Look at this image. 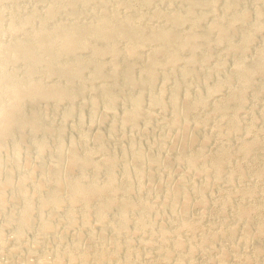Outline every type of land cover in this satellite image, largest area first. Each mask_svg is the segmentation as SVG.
Segmentation results:
<instances>
[{
    "label": "bare ground",
    "instance_id": "6f19581e",
    "mask_svg": "<svg viewBox=\"0 0 264 264\" xmlns=\"http://www.w3.org/2000/svg\"><path fill=\"white\" fill-rule=\"evenodd\" d=\"M67 1L64 5H62V8L66 7L67 11L70 12V14L73 12L78 14V16L82 14L80 10L77 11V8H79L77 7L79 0H67ZM107 1L109 0H80V2L84 6L88 5L90 7H92L93 5H99V4L105 3ZM152 1L153 0H136L135 3L136 5L138 4L141 6H147ZM159 1H162L166 3L167 5H170L180 0H159ZM217 1L218 0H185L186 2L185 7L181 9L180 11L164 12L162 10H155V12L153 11L154 12L153 14L161 18H166L169 21V24H167V26H164V27L160 26L161 28L156 27L157 29H153V30L145 29L144 27H142L144 25L139 24L140 21L139 23L133 21L132 19L133 17L131 18L129 14L125 18L123 17L122 19H118L119 17H118L117 12H112L113 10L111 12H106L107 10L104 11L105 9L103 10L104 12L98 15V17H96L97 15L95 16L97 19H95L94 21L91 20L90 23H87V24L84 23V25H81L82 23L81 24L77 23L76 22L77 20L75 21L76 23L71 20L72 23L69 25H67L66 23L62 25L60 23V25H58L59 23L56 24V22L53 20H54V15L56 14V11H58L59 9H57L58 7L57 8L52 7L54 5L52 6L50 5L51 6L50 9L46 10L47 12L45 13V15L44 14L42 15L43 17L38 21L37 25L33 27V30L31 31V33L29 34L26 33L27 35H23L22 37L17 39L15 42H13V44L9 45L8 47L0 51V60L14 61L18 64L17 68L18 67H26V69L30 68V70L28 71L29 74L24 79L20 78L21 80L19 79L15 80V77H14L15 74L13 76L12 71H9V70L4 71V75L1 77L0 95L2 94V92H6L7 89H10L12 92V96L10 95V100L8 99L9 101L6 102V104L4 102V106L3 104H1L3 107L0 105L1 107L0 108V132H9L13 127L24 129L25 127H33L37 125L40 119L39 114H38L39 109L37 106L38 102H41L44 99L46 100L47 98L53 95L54 96L58 95L57 97L58 100L63 99L64 97H67L68 94L70 93L69 86L72 85L74 82H76V80H79L80 78H82V72L85 70L87 66L84 63V61L80 58V51H83V49L87 47L88 42L90 40H94L96 44L100 43V45L98 44L99 45L98 46L94 44V46L92 47V54L90 58L88 59L91 63L96 64L98 61L103 59L105 56H110L113 59V64L110 70L111 71L110 75L115 79L119 77L124 78L123 80L120 79V82L123 81L120 87H127V88H132V86L133 87L135 86L143 87L142 90H138L136 92V95H134L133 98L132 96L130 97L132 99H129V102L130 100L132 101L128 103V105H123L122 107H120V112L122 115L121 116L119 115V116L122 117L121 119H124L127 123L130 122L131 124H133L137 113L141 111V107H142V104L144 103L143 101L145 97H148L150 99L149 101L152 102V104L159 105L158 106L159 108L160 106L164 108L165 106L161 105V101H162L161 99L163 96L166 97L165 95H168V99H167L168 105L167 106H168V109L172 111L174 114L173 118L169 121V124L172 126H175L176 128L175 130H177L175 132L177 135V140L179 139L180 141V149L178 148L180 153H183L184 150H186L187 145L185 144L187 142L190 141V144L193 143L192 141L196 142V147L195 148L190 147L193 150H191L190 152L189 151L187 152L189 153L188 157L186 159H182V158H185L183 156L181 157L182 166L184 167V171L186 173H189L190 175L185 174V173L179 175L178 179L176 180V185L173 182L175 186L173 185L172 186L175 188L180 187L182 186L185 180H186L185 183L189 180V183H191V185H189L188 187V183H187V187L185 185L186 189H183L184 188L183 187L181 191L174 193L173 191H175L174 190L175 188L170 190L171 189L170 187L172 186L170 187L168 186L169 188L161 187L162 190L160 189V191L152 190L150 187L147 186L154 179L155 180L161 179L162 174L160 173V170L155 173H149V171H144L145 167L143 166L145 164L156 166L161 163H160L159 158L153 153H149V154L146 153L147 155L144 154L142 151L143 145L141 146L138 144L135 146H131V145L126 146L124 148H121L120 151L115 154V156L113 155L114 152L112 155H110V151H111L109 149L110 147L108 148L105 145L104 140H107V137H112L115 133L114 131H117V130L121 131V129H123L118 123H116L117 124L116 127H114V125L110 127L108 126V130L106 133H100L99 131V133L95 132L93 133L94 135L90 136L86 134L85 131H83L78 136L77 139L71 137L69 144L67 145L68 147H66L65 150H62L61 148V145H63L61 144L63 139L61 138L62 137L61 129H58L52 138L53 143H54L53 148L55 149L54 150L55 153L54 152L53 153H54V156L57 157V159L51 158L52 163H53L51 167H49L50 166L49 165L48 166L49 168L46 167L47 168L46 170L44 168L43 169L41 168L38 170L35 169L36 171H34L33 166H37L35 165V163L37 162V164H40L39 163L40 156H39V157H36L37 159H33V161L35 160L34 161L35 163L30 160L31 163L28 164V162L26 161V169L24 170L22 169V171L18 170L17 172L12 170L11 173L9 174L7 173V175L5 176L3 175L4 176L3 178H1L2 176L0 177V185L3 184L7 186L6 188H8V186L10 187V185L12 183L14 184V182H17L16 184H18V188L14 186L17 188V191L16 192L11 191V193L8 195L6 193L3 194L0 190V213L3 215L4 219H14L15 220L14 226L11 228V232L14 235L18 233H22L24 229L27 228L26 222L31 221L30 227L33 228V230L35 231V238H32L31 240L32 243L29 244V248H31L30 251L31 250L34 251L36 249L38 245V239H41V237L45 236L44 234L53 230V228L55 227L56 222H57L55 219L57 215L55 217L52 216L54 215V213L56 212L59 213L61 212L62 209H66V211L64 210L66 214H64L65 212L64 213L61 212V213L64 214V216L66 215L65 218L67 222L70 220L72 221L73 219L76 221V217L79 214H76L77 211H75V215H77L75 217L73 213V210H74L73 208L74 206L78 204H80V206L82 205L83 207V209L80 208L82 209V212L81 213L79 212L80 216L77 217L79 218L80 223L82 224L84 223L85 224H88V223L95 224L96 223L97 226L98 224H100L101 228L99 226H98L99 228L96 226L97 230L94 229V231L96 232L92 234L90 232L93 230L92 228L94 226L92 227L89 224L92 228H90L91 231L89 232V235L86 237L87 243L86 244L84 243L85 245L83 244V246H79L78 241H76L77 243L73 244L72 246L70 245L69 247L70 249L67 247V249H69L68 250L69 254L66 255L67 254L66 253L65 254L66 256L64 257H62L63 255L61 256V254L63 253H61L60 249H58V246H61V244H58L59 242L58 240L62 238L61 235L59 236L61 238L55 237L57 241L53 237L52 238L53 242L54 241L57 242V245H55V248L52 249L54 252H56L55 255H57L54 260V264H67V262L70 261L71 259L74 260L73 258L75 259L78 258L80 260H85L87 262L91 261L92 264H133L134 262L136 263L137 258L140 257L142 253H144L145 247H148V245L153 247V245L151 244L152 243L151 241L154 239H152L151 236H146L144 233L146 230L148 231L149 229L148 227H151L152 225H154V228H156V231L159 233V235L162 236V239H163L160 242L159 240L161 239L157 238V241H159V243L156 241L158 244L154 245L156 246V250L158 251V255L161 257V260L162 259L164 260L163 264L164 263L167 264L165 261L168 260V256L170 255V253L172 256V253H175V252L178 253L180 251L181 252L184 251V255L182 252V254L179 256H176V257L173 256V258L175 259L173 260V262L172 261L169 262L170 264H193V263L195 264L193 260L194 258L192 257L194 252H197V251L198 252L202 251V253L208 252L210 251L209 249L211 248L210 245L217 243L220 237H223L224 240H227L225 238L230 237L231 230H229L228 232H225V231L221 232L220 234H214V233H211V231L210 232L207 231L209 233H205L203 231L201 235H197L198 239H196V241L194 240L196 242L194 244V242L192 243L193 240L190 241L191 239L190 240L186 239L188 240L186 241L184 237H182L181 234L177 232L179 228L175 230L176 232H169L171 231L170 230L171 228L168 229L169 227H167L171 223L170 220H173L175 222V220L179 218V221L178 220L177 221L180 222L179 224L181 226L179 224L178 226L184 227L183 228L184 230L185 228H187V230L189 229V232L191 231L192 234H194V231H196V229H199V230H201V228L204 229L205 224L207 225V222H208L207 219H209L207 217L208 215L206 216V214L207 213L209 214L210 210L209 212L205 211V214L202 213L204 211L200 213L199 211L198 212L195 211L194 213L191 208L192 205H197V208L201 210L203 208V205H205L206 202L211 199L210 197H212V194L211 196L208 194V192L210 191L206 193L203 191V188L209 186L213 182H217L218 180L220 181V179L223 178V177L220 178V172L222 171V168L226 166L227 164L231 166L230 163L232 162H234L233 167L231 166L232 167L231 170L229 171V173L226 174V176H224L222 181L225 182L226 184H229L230 182H232L231 175L233 174L237 175L240 181L243 175L245 177L249 175L243 174L246 171V170L244 171V167H245L243 166L244 162L236 163L235 160H237L238 158V161H240L239 158L251 157V164H253V163H257L256 161H260L264 156V135L260 132L259 128L255 127V122L257 118H259L261 121L264 122V115L258 116L259 114L257 115L255 114L257 113L256 111L255 112L251 111L248 114L249 116L246 118L247 120L243 122L242 125H240L241 119L238 116L239 114L238 111H240L245 106L243 93L247 92L248 90H254L255 88H257V83H255L254 80L258 73L264 72V42L261 41L263 44L261 48H259L258 50L249 51L248 49V44L254 38V36H256V34H258L259 32H261L262 34L264 33V15L261 13L262 10L260 9L258 10H260L261 12L254 10L251 14L248 9H242L243 11L241 13L236 12L235 14L233 13V15H231V12H229L230 16H228L229 14L226 15V12L230 10L235 0L224 1V4L222 3V9L219 10L221 8L219 7L218 9L219 11L216 10ZM120 4H121V0H120ZM122 5H123V2H122ZM131 6L132 5H130V3L125 4L126 8H130ZM200 6L206 7V9H203L201 7L202 10H200L199 12H196L195 11L196 8L197 7L200 8ZM225 15L227 17H225ZM38 16L39 15L37 14L36 17ZM209 16L213 18L215 17L216 21H213L208 28L206 27L207 29H205L204 31H200L198 29L199 26L203 27L201 26V24L207 18H210ZM33 18H35V14L30 15L26 19L24 17V20L22 21L20 20V23L15 21L16 23H18L15 26L10 25L11 26L10 27L8 25V27H10L9 32L13 35L18 34V33L21 35L22 33L21 31H23L25 27H27L28 25L30 26L32 25L31 23H33L32 22ZM187 19L191 20L189 22L188 31L185 34H181L178 31H176V28L181 27L187 21ZM15 22L13 24H15ZM245 22H247L246 23L247 26L245 27H248V29L245 27L244 28L247 29V31L244 30L245 32L241 34L240 38L234 40L233 34H232V30L234 28L232 27L238 28L239 24L241 25L242 23L244 24ZM49 24L50 26L48 27ZM51 24H53L54 27L50 28ZM213 29L217 31L215 32V34L216 33L218 34L216 35L217 36L216 43L218 44L227 43L228 46L227 44L225 45L230 49V53L231 52L233 53L234 56L230 54L231 58L233 57L231 61V65L233 67L231 71H229L230 72L229 74H225L220 78L218 77V79L215 80L216 82H214V85L206 87V85L210 84L209 82V84L204 85L205 89L203 90L202 93H199L198 95H195V96L191 95V97H194L192 99L189 97L190 94L188 95V92H189L188 90L190 88V84L192 85L191 82H193V80H191L192 78L189 79L188 81L191 80V82L190 83L188 82L189 83L188 84L185 78H188L186 76L190 73L192 69V65L194 66V61L197 59L196 58L197 52L201 48L199 47V41L203 40L204 38H207L209 34L211 33V31H213ZM212 34H214V32ZM14 37L13 39H15ZM120 42L126 43V48L123 53L120 52L118 48V44ZM147 43H150L152 45V48L146 55L138 57L137 61L129 62V64L124 66L123 68L119 66V64L121 63V60L126 59V58L128 59V58L135 57L139 49H141L145 44L147 45ZM207 47L204 48V50H206ZM184 52H187L190 55L189 59H187L185 63L187 66L183 64L185 69L183 70V72H180L182 75L181 78L175 79L172 82L173 83L172 86L167 90L164 88V85L167 81L170 80L171 78L170 76L175 74L176 69H177L176 67L177 65H179V63H181L180 61L182 60V55ZM159 58L165 59L163 64L158 61ZM137 63L141 65L147 63L145 67L149 66V71L145 76L141 75V77L133 79L129 76V73L136 67ZM221 63H222L221 60H217L216 66H214L211 70L209 68L210 70L209 72L215 73L216 71H218L217 67ZM180 67L182 68V66ZM0 68H3L2 69L3 71L4 65H1ZM103 68L98 65L97 66L95 65L94 68L89 72L88 77L90 76L89 77L90 79L102 77L103 75H105V69ZM158 68L165 69L167 70V72H165V74L163 75L161 74L157 80L159 81V83L156 82L155 83L156 85H154L153 84L155 80L154 71L157 70ZM7 69H8V66H7ZM209 72L205 73L204 75L201 73L203 76L202 77L200 76V79L198 77V79L200 81L207 82L206 79L209 78ZM189 75L190 77L192 76L191 74ZM41 76H48V77L62 76L64 83H58L52 86H44V85H41L38 81V78ZM193 85H195L194 82H193ZM262 85L264 86V82ZM221 89L229 90L230 91L229 95L231 96V98L228 99L229 97H227L228 100L225 98L227 101H224V102L220 101L219 103H216L214 106L211 105L212 106V107L210 106L211 114L216 115L219 120H223V121L224 119L225 120L228 119L226 118V115L229 111L230 112L233 111L232 112L233 115L232 117L230 116L231 118H229L230 120H228V123L224 126V128L220 129L218 127L217 129H215L216 132L213 130L216 137L218 138V139L215 138V140L217 139L219 141L215 142V140L213 139V141L215 142L213 143L214 148H212L213 150H210L211 148L206 147L209 144L208 143L207 145L205 144L207 135L205 133L200 134V133H196V131L193 132L192 130L186 129V122H185L186 119H184L181 114H184L188 110L190 111L195 107L196 108H199V106L203 107L206 101H208L207 99L210 97V95L218 92ZM181 90H183V93H180L181 95H183V98L179 106L178 105V102H179L178 95H179V92H181ZM74 91L76 92V90ZM95 93H99L100 94L99 97L103 95L102 97L104 101L102 100V98H101V101L104 102L102 103L104 104L105 109L107 111H111L112 110V100L114 99V90H110V89H107V87L102 86L99 89H97ZM29 100L34 101L31 114H27V110L25 109V104H27ZM91 109L93 111L92 107ZM13 111L14 113L11 115ZM79 115H81V113ZM119 116H117V118ZM79 119H82V118L79 117ZM50 120H52V118ZM195 121H196L195 124L199 123L201 125H205L206 119L205 118L200 119V117L198 119L197 117ZM254 127L256 128L257 134H255V136H249V137H252L249 141H244L243 139L244 137L242 136L243 135L245 136V134L251 131V129H253L254 131ZM239 130H240V133L238 135L237 140H242V141L238 144L239 146L235 150V152L232 153L231 151L232 146L230 145L229 147L230 143L228 144L227 141L232 140V136L236 135ZM155 137H156L155 139L161 140L163 135H159L158 137L157 136ZM127 138L128 140L133 139L131 136L130 137L128 136ZM210 139L211 138H209V140ZM31 140L35 147H39L41 143L43 142V140H47V139L45 137H33ZM89 140H92L93 142L90 143ZM88 142L90 145L88 144ZM125 145L126 144L121 145V146L123 147ZM191 145L193 146V144ZM257 151H260L262 153L261 159L259 157L260 152L257 154L256 153ZM96 154H99V158L97 160H93L92 159L93 155L96 156ZM204 154L210 155L209 161L207 162L201 161V158H203L202 156H204ZM18 155L19 154L14 149L13 157H16ZM176 159H177L176 157L175 159L173 158L164 159L165 160L164 165L167 167L170 164L174 163ZM13 160H16V158H14ZM21 161L22 160H20V163ZM118 161L122 163V167L119 165L121 168H119L120 170L118 169V171H116L114 169V166ZM130 162H133V164L131 165ZM248 167H249V164H248ZM253 175L255 176V178H258V177L262 178L264 176V165H261L253 173ZM193 178H195L194 181H192ZM255 178H253V180ZM255 181L257 180L255 179ZM263 183L261 184L262 187L260 186L258 190L259 189L262 190L261 188H263L264 190ZM155 184L157 185V183H154L153 185ZM219 184H222V183L219 182ZM16 188H14V190ZM224 188H225V185L222 188L223 189L222 195H219L221 196L220 198L221 200L218 197L220 202H222L221 204L222 207H224V205H227L230 201H232L231 200L232 197L234 198L238 197L237 200L240 199V200H243V201L245 200L249 202L250 200L254 201V199H259L257 200L256 205L254 206L256 210L258 209L260 211L261 215H258L255 218V220H252V221H249L247 219L249 223L245 224L244 226L240 222V225L243 226V228H241L242 226L240 227L242 229V232L241 234H239V236L240 235L241 236L236 237V238H241L242 242L240 241V243L241 244L243 243V246L244 244L247 245L251 241H258L260 239L261 233L263 232L262 229L264 228V198L262 199L260 198V194L258 193L260 192V190L256 191L257 189L255 190L253 187L251 188L248 187L249 189L248 188L242 189L243 186L242 188L237 186L234 189H231L229 191L227 190L224 191ZM141 192H144L143 193L144 197H141L143 199L140 198ZM31 194L32 196H30ZM139 198L141 200H139ZM155 198H158L160 200L165 199L164 203H162L164 205L163 206L161 205L162 208L160 209L159 213H156L153 216H151L150 209L153 205V200ZM47 200L54 201V204L51 206H48V208L46 206L43 207L41 203ZM6 201L11 202L12 204H19V206L17 205L18 207L16 210L11 209L7 211L6 213L5 207H4ZM94 203L97 204L96 210H94L95 207L94 209L90 208L91 204H93L94 206ZM235 203L237 202H234L233 204ZM214 204H212L211 206H213ZM177 206L181 207V215L180 217H175L176 216L175 215L174 217L176 219L174 220L173 215L170 216V214L171 213L173 214V212L175 213V209L177 208ZM208 207L210 209V205ZM89 208L90 210L92 209L91 211L94 210L93 213L92 212L89 213ZM111 208L112 209L114 208L115 211L112 210ZM218 208H217V212H218ZM33 209H36L34 210L36 213L35 215L34 214L31 215L30 213V211ZM110 209L114 211L112 216L110 215L111 218H109L110 216L108 215V212H110L109 211ZM212 209H214V207ZM223 209H221V211H223ZM178 210L179 209H177V211ZM202 210H205V209H202ZM164 213H170L169 216L172 218L170 219V218H167L166 216H163ZM241 213H242L241 214L242 219L243 217L246 218L248 216V214L246 213V210L245 211L243 210V212ZM179 214H180V210H179ZM104 221H109V225L107 224V227L109 226V228H107L109 229V231L107 230L109 232L108 234L106 232L104 233L102 230L101 224ZM131 223H133V225ZM235 224L237 225V223ZM129 225L130 226L135 225V228L129 227ZM237 229L239 230V226ZM251 229L254 230V232L252 231L253 233H251L252 235L248 233L249 230ZM151 230H155V229H151ZM172 230L174 229L172 228ZM78 233H74L75 237H72V238H78V235H79ZM151 233L153 234L154 232L151 231ZM61 234H64V232H61ZM154 234L156 235V233ZM120 235L122 236V239L118 240V237ZM189 235H190V238L192 239L194 238V237H191V234ZM232 235L233 237L236 236V234H233V233ZM55 236H58V235H55ZM194 236H196V234ZM169 239L170 240L172 239V243L169 242ZM239 240L240 239H237V241ZM231 241L232 240H230V242ZM62 244H65V243H62ZM236 244H238V242ZM249 244L251 245V243ZM3 245H4V235H3V232L0 231V248L3 249L4 248ZM220 247L221 246H219L218 249ZM231 247L232 249H234V244ZM237 248L235 249L237 250ZM26 249L28 250L27 246H26ZM149 249L151 248H148V250ZM261 249L263 250V247ZM17 250L18 248L14 249V251H17ZM257 250H259V247ZM51 252L52 251H50V249L49 250L47 249L46 251H44L43 255L50 256V254H53V252L52 253ZM57 252H60V254ZM213 252L215 253L216 251H213ZM228 252H229V249H227V246L225 248L220 249L219 253L217 250L218 256L216 259L213 257L215 259L214 260L215 262L212 264H224L228 256ZM241 252H242V248H241ZM30 253L34 254L33 252H30ZM262 253H264V251L261 252L260 255H262ZM151 254L152 255L150 256V259L154 253H151ZM174 255H177V254H174ZM215 255L217 254L215 253ZM235 255L237 254L235 253ZM240 255L244 256L245 254L241 253ZM251 256L250 257L247 256V258L245 256L244 257L245 261H243V263L235 262L236 258H234L235 261L234 262L232 261V262L234 264H264V260L263 261L260 260L262 262L257 263L258 260L252 258ZM211 258H212V255H211ZM150 259L149 261H151L152 259L154 260L153 257L151 260ZM25 260L27 261L28 259H25ZM202 260H203V257H202ZM209 260L212 261L213 259L209 258ZM144 261H139L141 263H138V264H148V262L143 263ZM155 261L156 260H154V264H157L159 262L158 259L156 261L157 263ZM230 262H231V259L228 263L231 264ZM46 263H42L41 261H39L34 264H46ZM209 263L210 262L202 261L200 264H209ZM11 264H14V263H11ZM25 264H33V263L26 262ZM150 264H153V263H150Z\"/></svg>",
    "mask_w": 264,
    "mask_h": 264
},
{
    "label": "rangeland",
    "instance_id": "374dc122",
    "mask_svg": "<svg viewBox=\"0 0 264 264\" xmlns=\"http://www.w3.org/2000/svg\"><path fill=\"white\" fill-rule=\"evenodd\" d=\"M66 1L67 0H65V1L64 0H0V47H1L0 51L2 49H5L9 45L13 44V42H15L17 39H19L23 35H27L26 33H28V34L31 33V31L33 30V27H35V25H37L38 21L43 17L42 15L43 14L45 15V13L47 12L46 10L50 9V7L52 5H54L52 7H55V8L58 7L57 9H59L58 11H56V14L54 15V20H53V21L56 22V24L59 23L58 25H60V23H61V25L64 24V23L69 25V24L72 23V21L75 22L76 20H77L76 21L77 23H80V24L82 23L81 25H84V23L87 24V23H90L91 20L94 21L95 19H97L96 17H98V15H100L102 12H104L106 10H107L106 12H111L113 10L112 12H117L118 13V17H119L118 19H122L123 17L125 18L129 14V16L131 18L133 17L132 18L133 21H135L137 23H139V21H140L139 24L144 25L142 27H144L145 29H148V30H153V29H157L156 27L161 28V27L167 26V24H169V21L166 18H161V17L155 16L153 14L155 12V10H162L164 12L180 11L181 9H183L185 7V4H186L185 0H180V1H177L176 3L170 4V5H167L166 3L162 2V1H159V0H153L147 6H141V5H138V4L136 5V3H135L136 0H132V1H130V0H121V4H120V0H109V1H107L105 3L99 4V5H93L92 7H90L88 5L84 6L79 0L78 1V6H77L79 8H77V11L80 10L82 12V14H80L78 16V14H76L74 12L71 13L72 14L71 15L70 12L67 11L66 7L62 8V5H64L66 3ZM224 1H226V0H218L217 1V4H216V10L217 11L222 9V3L224 4ZM116 2H118V3H116ZM122 2H123V5H122ZM124 3L125 4L130 3V5H132V6L130 8H126ZM160 4H162V5H160ZM201 7L202 6H200V8L197 7L195 11L199 12L200 10H202V8L206 9V7H202V8ZM219 7H221V8L219 9ZM116 9H118V10H116ZM242 9H248L250 11V14L254 10L255 11H259V12H261L260 10H262L261 13L264 15V0H261V1L260 0H255V1L254 0L253 1L252 0H235L233 2V5L231 6L230 10L226 12V15L229 14L228 16H230L229 12H231V15H233V13L235 14L236 12L237 13H241L243 11ZM258 9H260V10H258ZM239 10H240V12H239ZM33 14H35V18H33V21H32L33 23H31L32 25L31 26L28 25L29 27L28 26L25 27L24 28L25 31L23 30V31H21L22 33L20 32L21 35L19 33H18L19 35L18 34H14L13 35V34H11L9 32V29H10L11 26L17 25L18 23H20V20L21 21L24 20V17L26 19L30 15H33ZM37 14L39 15L38 16L39 19H38V17H36ZM226 15H225V17H227ZM74 16H76V17H74ZM209 17L210 18H207L201 24V26H203V27L199 26L198 29L200 31H204L205 29H207L210 26V24L213 21H216L215 17L214 18L211 17V16H209ZM164 19H166V20H164ZM15 21H17L18 23H16ZM163 21H165V22H163ZM190 21L191 20L187 19V21L181 27H177L176 28V31H178L181 34H185L188 31V27H189V22ZM14 22H15V24H13ZM34 22H35V24H34ZM246 23L247 22H245L244 24L242 23L241 24L242 26L239 24L238 28L237 27L236 28L232 27V28H234L232 30V34H233V39L234 40L240 38L241 34H243L245 31H247L248 27H245V26H247ZM8 25L9 26L11 25V26L8 27ZM49 26H50V24L48 25V27ZM52 27H54L53 24H51L50 28H52ZM244 27L247 28V29H245ZM150 28H152V29H150ZM213 32H214V34H212ZM215 32H217V31L213 29V31H211V33L209 34V36L207 38H204L203 40L199 41V47H201V48L197 52V57H196L197 59L194 61V66L192 65V69H191V71L189 73L192 76L190 77V75L188 74L189 76L188 75L186 76L188 78H185L187 83L188 82L190 83L191 80H193V82L195 84V85H193V82H191L192 85L190 84V88L188 90L189 91L188 95L190 94L189 97L192 98V99L194 97H191V95L195 96V95H198L199 93H202L203 90L205 89L204 85L209 84V82H210V84L206 85V87L214 85V82H216L215 80H217L218 77L220 78V77H222L225 74H229L230 73L229 71H231V69L233 67L231 65V61H232L233 57L231 58V56H230V54L233 55V53L232 52L230 53V49L227 47L228 46L227 43H225V44H227V46L224 43H220V44L216 43V38H217L216 35H218V34L217 33L215 34ZM263 34L261 32H259L258 34H256L257 37L254 36V38L251 40L252 42L251 41L249 42V44H248L249 51L258 50L259 48H261V46L263 44L262 42H264L263 41L264 40ZM13 37L15 39H13ZM91 41H92V43H91ZM93 41L94 40H90L89 41L90 43L88 42L87 47L85 49H83V51H80V58L84 61V63L87 66L85 65L86 68L82 72V78H80L79 80H76V82H74L72 85L69 86L70 93L68 94L67 97H64L63 99L58 100L57 99L58 95H55V96L53 95V96L47 98L46 100L44 99L43 101L38 102L37 106H38V109H39V113L38 114H39V118L40 119H39V123L37 125H35L33 127H25L24 129H21V128H18V127H13L9 132H0V177L2 176L1 178H3L5 175H7V173L8 174L11 173L12 170L17 172L18 170L22 171V169L23 170L26 169V161L29 164V163H31V161H33V159H37L36 157H39V156H40V161H39L40 164H37V162L35 163L34 162L35 160L33 161L35 163V165H37V166H33L34 171H36L38 169H41V168L42 169L44 168L46 170L47 169L46 167H48L49 165H50L49 167H51L53 165L52 159H54V158L57 159V157L54 156V153H55L54 150L55 149L53 148L54 147V143H53L52 138H53V136L55 135V132L58 129H61V136H62L61 138L63 139V141L61 142V144H63V145H61V148H62V150H65V148L68 147L67 145L69 144V141H70L71 137L77 139L78 136L83 131H85V133L90 135V136L94 135L93 133H95V132L99 133V131H100V133H106L107 130H108V126L110 127V126L114 125V127H116V125H117L116 123H118L121 126V128H123V129H121V131H119V130L114 131L115 133H114V135L112 137H107V140H104L105 145L108 148L110 147L109 148L111 150L110 151V155H112L113 152H114L113 155L115 156V154L118 153L121 148H124L126 146H130V145L131 146H135V145H138V144L141 145V146L143 145L142 146L143 153L144 154L153 153L154 155H156L159 158L160 163H161V164L156 165V166L147 165V164H145L143 166V167H145L144 171H149V173H155V172L160 170V173L162 174L161 175V179H157V180L154 179L153 180L154 182L152 181L147 186L150 187L152 190H156V191L157 190L160 191V189L162 190L161 187L169 188L172 185L175 186L176 185V180L178 179L179 175L184 174V173L190 175L189 173H186L184 171V167L182 166V159H186L188 157L189 153H187V152L188 151L190 152L191 150H193L191 148H195L196 147V142L192 141L193 143H191V144H193V146L190 144V141L187 142L185 144V145H187L186 146V150L187 151L184 150L183 153H180V151H179V149H180V141H179V139L177 140V135H176V132H175L177 130H175L176 129L175 126H172V125L169 124V121L173 118L174 114H173L172 111H170L168 109V106H167L168 105V102H167L168 101L167 100L168 99V95H165L166 97L163 96L162 99H161L162 100L161 101V105L165 106L164 108H162V106H160V108H159L158 107L159 105L152 104V102L149 101L150 99L148 97H145L147 99L144 98V101H143L144 103L142 104L141 111H139V113H137L133 124H131L130 122L127 123L124 119H121L122 117H120V116L122 114L120 112V107H122L123 105H128V103H130L132 101V100H130V102H129V99H132L133 96L136 95V92L138 90H142L143 87L142 86H135V87L132 86V88L120 87L122 85V82H123V81L120 82V79L123 80L124 78L123 77H119V78L115 79V78H113L110 75L111 74L110 70H111L112 64H113V59L110 56H105L103 59L98 61L99 63L98 62L96 64L95 63L94 64L91 63L88 59L90 58V56L92 54V47L94 46V44L95 45H98V44L100 45V43L96 44L95 41H94V43H93ZM215 43H216V45H215ZM149 44L150 43H147V45L145 44L141 49H139V51L135 55V57H137V58L133 57V58H128V59L127 58L123 59V60H121V63L119 64V66L123 68L124 66L128 65L129 62L137 61L138 57L146 55L152 48V45L150 44L151 45L150 46ZM211 44H212V46H211ZM101 47H102V45H101ZM206 47L208 49V50L206 49L207 52H206V50H204V48H206ZM118 48H119V51L123 53L125 48H126V43L125 42H120L118 44ZM121 50H123V51H121ZM220 56H221V58H220ZM189 57H190L189 53H187V52L183 53L182 60L180 61L181 63H179V65H177V67H176L177 69L175 68L176 69L175 74L170 76L172 79L170 78V80L165 83V85H164L165 89L168 90L172 86V84H173L172 82L175 79L181 78L182 75H181L180 72H183V70L185 69L184 65H186L185 63H186L187 59H189ZM217 60H221V62H222L217 67L218 71H216L215 73L209 72L214 66H216ZM158 61L163 64L165 59L164 58H159ZM215 61H216V63H215ZM13 62L14 61L0 60V67H1V65H4V70L3 71H2L3 68H0V71H1L0 72V80H1V77L4 75V71H8V70L12 71L13 76L15 74V76H14L15 80L24 79L29 74L28 71L30 70V68H28V69H26V67H18L17 68L18 64L16 62H14V63ZM249 63H251V62H249ZM95 65L96 66L98 65V66H100L102 68L104 67L103 69H105V75H103L102 77L91 78L90 79L89 78L90 76L88 77L89 72L94 68ZM146 65H147V63L143 64V65L137 63L136 67L129 73V76L131 78H133V79L139 78V77H141V75L145 76L148 73V71H149V66L145 67ZM7 66H8V69H7ZM180 66H182V68ZM209 68H210V70H209ZM14 71H15V73H14ZM26 71H27V73H26ZM207 71L209 72V78L206 79L207 82L200 81L199 80L200 76L202 77L205 73H208ZM165 72H167V70L161 69V68L160 69L158 68L157 70L154 71V74H155V78H154L155 80H154V83H153L154 85H156L155 84L156 82L159 83V81H157L158 78L160 77L161 74L162 75L165 74ZM198 77H199V79H198ZM189 79H191V80L188 81ZM194 80H196V81H194ZM38 81H39V83L41 85H44V86H52L54 84L64 83L62 76H50V77L41 76V77L38 78ZM254 82L257 83V88H255L254 90H248L245 93H243L244 91L242 92L243 93V97H244L245 106L240 111H238V113H239L238 116L241 119L240 125H242L243 122H245L247 120L246 118L249 116L248 114L251 111H254V112L256 111L257 113H255V114L256 115L259 114L258 116L264 115V86L262 85L263 82H264V72L258 73L256 78H255V80H254ZM102 86L107 87V89L114 90V99L112 100V110L111 111H107L105 109V106L103 104L104 103L103 102L104 99L102 97L103 95H101L99 97L100 94L99 93H95L96 90L99 89ZM7 90H6V92H2V94L0 95V105L3 104V106H4V102L6 104V102H8L10 100V95L12 96L11 90L10 89H7ZM74 90H76V92ZM180 93H183V90H181V92H179V95H178V98H179L178 101L180 102V103L178 102L179 106H180V104L182 102V98H183V95H181ZM229 94H230L229 90L221 89L218 92L210 95V97L207 99L208 101H206V103H205V105H203V107H200V106H199V108L195 107V108H193L190 111L188 110L190 113L187 111V112H185L186 114L184 113L185 115L181 114L183 116V118L186 119L185 120L186 129L192 130L193 132L196 131V133H200V134L205 133L207 135L208 138L206 137V140H205L206 143L205 144L206 145H207V143L209 144L206 147L207 148H211L210 150H213L212 148H214V144L213 143H215L216 141H219V140H217L218 138L216 137V135L213 132V130L215 131V129H217L218 127L220 129L224 128V126L228 123V120H230L229 118H231L232 115H233V113H232L233 111H231V112L229 111L227 113V115H226V118H228V119L225 120L223 118L224 121L223 120H219L216 115L211 114L210 106L211 105L214 106L216 103H219L220 101L221 102L227 101L228 99L231 98V96ZM2 96H3V98H2ZM131 96H132V98H130ZM227 97H229V98L227 99ZM101 98H102L103 101H101ZM33 102L34 101L29 100L27 102V104H25V109L27 110V114H31L32 108H33V105H34ZM125 103H127V104H125ZM91 107L93 108V111H92ZM117 112H118V114H117ZM13 113H14V111L11 113V115ZM80 113H81V115H79ZM116 114H117V116H119V115L120 116L117 118ZM78 116L80 118H82V119H79ZM197 117H198V119H199V117H200V119H204L205 118L206 119L205 125H201L199 123H196V124H198V125H196L195 124V122H196L195 120L197 119ZM51 118H52V120H50ZM221 121H222V123H221ZM256 122H257V124H256ZM256 122H255V127L259 128L260 132L264 135V131H263L264 130V122L261 121L259 118L256 119ZM129 124H131V125H129ZM199 125H201V126H199ZM255 127H254L255 133H254L253 129H251V131L246 133L245 136L244 135L242 136V137H244L243 138L244 141H249L252 138V137H249V136H255V134H257V131H256ZM191 128H193V129H191ZM239 133H240V130L237 132V134H236L237 136L234 135V136H232V140H228L227 141L228 144L230 143L229 147H230V145L232 146L231 147L232 148L231 149L232 153L235 152V150L239 146L238 144L242 141V140H237ZM128 134H130V135H128ZM209 134H211L212 136L209 135ZM159 135H163L162 139L161 140L155 139L156 138L155 136L158 137ZM128 136L129 137L131 136L133 139L132 140H128V138H127ZM213 136H214V138H213ZM33 137H45L47 140H43V142L41 143V145L39 147H35L33 145L32 140H31ZM125 138H127V139H125ZM209 138H211V139L209 140ZM215 138H217V139L215 140ZM213 139L215 140V142L213 141ZM233 139H235V140H233ZM236 141H238V142H236ZM89 142L92 143L93 141L89 140ZM89 142H88V144H89ZM124 144H126V145L122 147L121 145H124ZM113 147H114V149H113ZM14 149L19 154L16 157H13V150ZM259 152L260 151H257L256 153L258 154ZM259 155H260L259 157L261 159L262 153L260 152ZM8 156H9V158H8ZM96 156L93 155L92 159L93 160H97L99 158V154H96ZM165 156L167 158H169V159H171V158L175 159V157H176L177 159L174 162L175 164L172 163V164H170L169 166L166 167L164 165V161H165L164 159H167ZM182 156L185 157V158L181 159ZM202 157L204 158V160H203V158H201L202 162L203 161L207 162L210 159V155H208V154L207 155L204 154V156H202ZM14 158H16V160H13ZM180 159H181V161H180ZM20 160H22L21 163H20ZM239 160L240 161H238V158H237V160H235V162L236 163L237 162H239V163H243L244 162L243 163L244 165L243 164L242 165L245 166L244 167V171L245 170L246 171L243 174H245V175L247 174L250 177L249 176L245 177L243 175L242 179L239 181V177L237 175L233 174V175H231L232 176V182H230L229 184H226L222 180H223L224 176H226V174L229 173V171L231 170V168L234 165L233 164L234 162L230 163L232 167L229 164H227L226 166H224L222 168V171L220 172V178L221 177H223V178H221L220 181L218 180L217 182H213L209 186L203 188L204 192L207 193L208 191H210V192H208V194L210 196L212 194V197H210L212 200L211 199L208 200L206 202V204L203 205L202 209H205V210H202V209L200 210L199 208H197V205H192L191 206V208H192L194 213H195V211L196 212L199 211V213L204 211L202 213L205 214V211L209 212V210H210L209 214L207 213L206 216L208 215L207 217L209 219H211V220L207 219L208 222H207V225L205 224L204 229L203 228H201V230L196 229V231H194V234H192L191 231H190L191 233L189 232V229L187 230V228H185V230H184L183 229L184 227H179L178 226V224L180 223V222H178L179 218L176 219L175 217H180V215H181V207L180 206H177V208L175 209V213L176 214L174 212H173V214L172 213L171 214L170 213H164L163 214V216H166L167 218H170V219L172 218V217H170L171 215H173V217L176 215L173 218L174 220L176 219L175 222L173 220H170L171 223H170V225L168 224L169 226H167V227H169L168 229L171 228L170 229L171 231H169V232H176L175 230H177L179 228L177 232H179L181 234V236L184 237L185 240L186 239H188V240L191 239L190 241L193 240L192 243L194 242V244L196 243L195 242L196 239H198L197 235H201L203 233V231L205 233H209L211 231V233L220 234L221 232H224V231L228 232L229 230H231L230 237H227V238L224 237L227 240H224L223 237H220L219 241L217 243L210 245L211 246V248L209 247L210 251L203 252V253H202V251L201 252L197 251L198 254H197V252H194L192 257L194 258L193 260H194L195 264H197V263L200 264L202 261L203 262L207 261V262H210L211 264L214 263L215 262L214 260L218 256L219 250L222 249V248H225L226 246H227V249H229L227 258L229 256H231L232 254L234 256L232 255L228 259L226 258L224 264L225 263L229 264L228 262L230 261V259H231V262H230L231 264H234L233 262L235 260H236L235 262L243 263V261H245L244 257L246 256V258H247V256L250 257L251 255H252L251 256L252 258L258 260V262L256 261L257 263L262 262L264 260V255H263L264 253H262V255H260L261 252L264 251V228L262 229L263 232L261 233V235L263 237L260 235V239L258 241L249 242V243H251V245L248 243L247 245L244 244V246H243V243L242 244L240 243V241L242 242L241 238H236L237 236H239V234H241V232H242L241 228H243V226L245 224H248L249 221L255 220V218L258 215H261L260 211L257 209L259 211L258 212L255 209V206H254V205H256V202L259 199H254V201L250 200V202L244 200L245 201L244 202L243 200H240V199L237 200L238 197H235L236 199L234 197H232L231 198L232 201L234 199L237 200V201L234 200L233 203L234 202H237V203L233 204L232 201H230L231 203L229 202L227 205H224V207H222V205H221L222 202H220L221 196H219V195H222V193H223V189L222 188L224 187V185H225V188H226V189L224 188V191L225 190L229 191L231 189H234L237 186L240 187V188H242V186H243L242 189H247L248 187L249 188L253 187L255 190L257 189L256 191H259L260 189L258 190V188H260V186L262 187L261 184L264 182V176L262 178H259V177L255 178L253 173L261 165H264V156H263V158L260 161H256L257 163H253V164H251V157H242V158H239ZM13 161L15 162V164H14ZM23 162H24V164H23ZM130 163H131V165L133 164V162H130ZM248 164H249V167H248ZM119 165L122 167V163L120 161H118L115 164V166H114V169L116 171H118V169L121 168ZM226 167L227 168L229 167V168L227 169ZM253 178H255L257 181H255V179L253 180ZM194 180H195V178H193L192 181H194ZM243 180H244V182H243ZM185 181L183 182L182 186H180L181 188L180 187H176L178 190L175 187H173V186L170 187L171 188L170 190L175 188L174 189L175 191H173L175 193V192L181 191V189L183 187H184L183 189H186L187 183H188V187H189V185H191V183H189V180L186 183H185ZM173 182L175 183V185H174ZM219 182L222 183V184H219ZM235 182H236V184H235ZM16 183L17 182H14V184L12 183L10 185V187L8 186V188H6L7 186H5L3 184L0 185L1 192L3 194L6 193L7 195L10 194L11 191L12 192H16L17 188H18V184H16ZM154 183H157V185L156 184L153 185ZM158 183L160 184V186H159ZM253 183H255V184H253ZM185 185H186V187H185ZM14 186H16L17 188L14 187ZM14 188H16V189L14 190ZM261 189L262 190H260V192H258V193L260 194V198L262 199V198H264V196H263L264 195V190H263V188H261ZM141 193H140V198L144 197V194H143L144 192H141ZM30 196H32V194ZM218 197H219L220 200L218 199ZM140 198H139V200L143 199V198H141V199ZM157 199L158 198H155L153 200V205H152V207L150 209V213H151L150 215L151 216H153L156 213H159L160 209L162 208L161 205L162 206L164 205L162 203H164L165 199H162V200L158 199V201H157ZM217 202H219V203H217ZM53 204H54V201H50V200H47V201H44V202L41 203V205L43 207L46 206L47 208H48V206H51ZM212 204H214V205L211 206ZM17 205L19 206V204H12L11 202L6 201L5 202V206H4L6 213H7V211H9L11 209H15L16 210L17 207H18ZM96 205L97 204H95V203H94V206H93V204H91L90 208L94 209V207H95L94 210H96V208H97ZM207 205L208 206L210 205V209H209V207ZM234 205H235V207H234ZM159 206H160V208H159ZM206 207H208V208H206ZM213 207H214V209H212ZM80 208L83 209L82 205L80 206V204L74 206L73 213H74L75 217L77 216V215H75V211H77L76 214H79L77 217L80 216V213L82 212V209H80ZM90 208H89V213H91V212L93 213L94 210L91 211L92 209L90 210ZM217 208H218V212L219 213L217 212ZM111 209L109 210L110 212H108L109 216L110 215L112 216V214L115 211L114 208L112 209L114 211H112ZM177 209L180 210V214H179V210L177 211ZM221 209H223V211H221ZM241 209H243L244 211L246 210V213L248 214V216L246 218L243 217V219H242V216H241L242 213L241 212H243V210H241ZM34 210H36V209H33V210L30 211L31 215H33V214L35 215L36 214ZM64 210L66 211V209H62L61 212L64 213L65 212ZM5 211H4V213H5ZM61 212H59L60 214L56 212V213H54V215H52L54 217L57 215L56 219H55L57 221V222L55 221L56 222V225H55L56 228L54 227L53 230H51L52 232L49 231V232L46 233L47 235L44 234L45 236L41 237V239H38V245L36 247L37 250L35 249L34 251H32V250L30 251L31 248H29V244L32 243L31 242L32 238H35V231L33 230V228L30 227V222L31 221L26 222V227L27 228L24 229V231L22 233H18L16 235H14L11 232V228L14 226L15 220L14 219H4L3 215L0 213V231H2L3 235H4V245H3L4 248L3 249L0 248V264H11V263H14V264H22L23 263V264H25L26 262H31V263L34 264V263L39 262V261H41L42 263H46L47 262L46 264H54V260H55V258L57 256V255H55L56 252H54L52 250V249L55 248V245H57V242H56L57 240L55 239V237L57 238L60 235L62 237V238L59 237L61 239L58 238L59 239L58 240L59 241L58 244H61V246H63V247L58 246V249H60V252L63 253V254H61V256L63 255L62 257H64V256L69 254L68 250L70 249L69 248L70 245L72 246L73 244L77 243L76 241H78L79 246H83L84 243L85 244L87 243L86 237L89 235V232L91 231L90 228H92L94 226L92 228L93 229L92 231H94V229L97 230L98 226L101 228L100 224H98V226H97L96 223L95 224L94 223H88V224L84 223L85 224L84 225V224L80 223L79 218H77V217H76V221L73 219L72 220L73 222L71 220L67 222V220L65 218L66 215L64 216V214H66V212L64 214H62ZM177 213H178L179 216L177 215ZM210 213H211V215H210ZM169 214H170V216H169ZM111 216L109 218H111ZM244 219H245V221H244ZM66 222H67V224H66ZM240 222H241V224L243 226L240 225ZM235 223H237V225ZM107 224L109 225V221H104V222H102L101 225H102L103 232L104 233L106 232L108 234L109 233L108 232L109 229H107V228H109V226L107 227ZM131 224L133 225V223H131ZM175 224H177V225H175ZM152 226H151L152 228L148 227L150 230L148 228H146V229H148V231L146 230L147 232L145 231L144 233H145L146 236H151L152 239L155 240V241L154 240L151 241L152 242L151 244L153 245V247L149 246V245H148V247H145V251H144V253H142L143 256L141 255L142 257L141 256L138 257L137 258V262L136 263L134 262L133 264L141 263L139 261H144V260H146V261H144L143 263H145V262L147 263L148 262V264H150V263L154 264V260L157 261V259L159 260L158 263L155 261L157 264H160V263L163 264L164 260L163 259L161 260V257L158 255V251L156 250V246H154V245H157L159 243V241L161 242L163 239H162V236L159 235V233L156 231V228H154V225H152ZM229 226H231V227H229ZM238 226H239V230L237 229ZM86 227L88 228V230H87ZM129 227H132V228L134 227L135 228V225L134 226H130L129 225ZM227 227H229V228H227ZM172 228L174 230H172ZM151 229H155V230H151ZM132 230H134V229H132ZM233 230H234V232H233ZM92 231L90 232L92 234H94L96 232V231H94V232H92ZM151 231L156 233V235L154 233L152 234ZM207 231H209V232H207ZM235 231H237V232H235ZM252 231L254 232V230L251 229V230H249L248 233L251 234V233H253ZM61 232H64V234H61ZM78 232H80V233H78ZM87 232H88V234H87ZM74 233H78L79 234L78 235L79 239L78 238H72V237H75ZM188 233L191 234V237H194V238L193 239L190 238V235ZM232 233L236 234V236L234 235L235 237H233ZM107 234H105V235H107ZM195 234H196L197 237L194 236ZM39 235H41V234H39ZM55 235H58V236H55ZM53 237L56 240L54 242H53V239H52ZM157 238L161 239V240L157 241ZM119 239H122L121 235L118 237V240ZM229 239L232 240V241L230 242ZM237 239H240V240L237 241ZM188 240H186V241H188ZM52 242H53V244H52ZM155 242H156V244H155ZM169 242L172 243V239L171 240L169 239ZM233 242H235V243H233ZM237 242H238V244H236ZM258 242H260V243H258ZM62 243H65V244H62ZM232 243L234 244V249L238 247L237 250L236 249L235 250L232 249V247H231L233 245ZM261 245H263V246H261ZM26 246H27L28 250L26 249ZM219 246H221V247L218 249ZM241 246H243V247H241ZM67 247L69 249H67ZM215 247H217V248H215ZM258 247H259V250H257ZM262 247H263V250L261 249ZM15 248H18V250H17L18 252L14 251ZM148 248H151V249H149L150 251L148 250ZM241 248H242V252H241ZM47 249L48 250L50 249V251H52L53 254H50V256H44L43 253ZM26 250L28 251V253H27ZM217 250H218V253H217ZM41 251H42V253H41ZM211 251H212L213 254L211 253ZM213 251H216L215 253L217 255H215V253ZM30 252H33L34 254H32ZM60 252H57V253L60 254ZM180 252L172 253V256H171V253H170V255L168 256V260H166L165 262L167 264H170L169 262H171V261L173 262V260L175 259V258H173V256L174 257L179 256V255L182 254V252H183V255H184V251H182L181 253ZM231 252H232V254H231ZM151 253H154L153 256H152L154 258V260L152 259V257H151L152 260L150 259V256L152 255ZM235 253L238 256L235 255ZM238 253H240V254L242 253V254H245V255L243 256V255H240ZM174 254H177V255H174ZM209 255H210V257H209ZM211 255H212V258H211ZM148 257H149V259L151 261H149ZM202 257H203V260H202ZM30 258H31V260H30ZM209 258L213 259V260L211 261V260H209ZM234 258H236V259L234 260ZM25 259H28V260L26 261ZM73 259L74 260L71 259L70 261H68L67 264H92L91 261L87 262L85 260H80L78 258H76L78 260H76L75 258H73ZM147 259H148V261H147ZM260 260H262V261H260Z\"/></svg>",
    "mask_w": 264,
    "mask_h": 264
}]
</instances>
